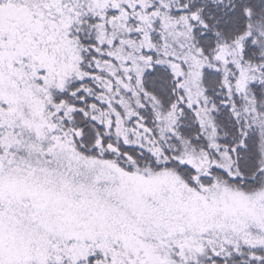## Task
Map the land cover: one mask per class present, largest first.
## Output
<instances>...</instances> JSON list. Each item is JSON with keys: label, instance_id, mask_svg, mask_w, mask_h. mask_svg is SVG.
Returning a JSON list of instances; mask_svg holds the SVG:
<instances>
[{"label": "snow or ice", "instance_id": "6c2138e0", "mask_svg": "<svg viewBox=\"0 0 264 264\" xmlns=\"http://www.w3.org/2000/svg\"><path fill=\"white\" fill-rule=\"evenodd\" d=\"M0 264H264V0H0Z\"/></svg>", "mask_w": 264, "mask_h": 264}]
</instances>
